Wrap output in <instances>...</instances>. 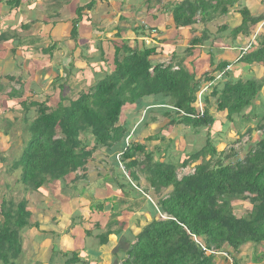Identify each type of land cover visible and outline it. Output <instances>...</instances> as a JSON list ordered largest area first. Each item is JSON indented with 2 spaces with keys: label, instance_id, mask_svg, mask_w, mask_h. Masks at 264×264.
<instances>
[{
  "label": "trees",
  "instance_id": "1",
  "mask_svg": "<svg viewBox=\"0 0 264 264\" xmlns=\"http://www.w3.org/2000/svg\"><path fill=\"white\" fill-rule=\"evenodd\" d=\"M95 2L88 0L76 8V18L71 23L72 38L78 36L77 25L82 11L91 9ZM163 7L166 9L162 11L168 9L169 12L168 27L174 30L186 28L194 31L192 25H202L200 36H193L189 46L212 45L223 37H230L232 43L238 36L254 39L248 41L247 48L241 47L232 60L220 59L215 64V55L209 52L211 69L203 70L199 75L196 70L185 69L181 61L175 64L152 63L150 57L156 53L155 45L147 47L142 42L139 47L137 43L130 46L124 40L122 43L110 41L113 42L110 70L104 69V73L89 88L73 98L62 97L64 82H59L58 90L47 94L46 100H29L30 96H24L22 90L18 92L11 87L8 97L23 98L19 102L10 101L9 106H0L7 111L18 108L22 112L21 139L24 145L10 169L18 170L19 180L26 189L39 190L54 180H74L77 170L91 168L90 162L94 157L101 161L104 160L102 156L113 152L117 160H114L116 165L112 168L117 169L120 163L128 176L120 172L123 178L120 182L113 175L112 182L108 184L110 194H115L117 189L126 192V185L138 187L139 174L144 176L156 196L163 189H170L165 196L157 198L156 212L153 210L155 215L136 233L128 226L131 207L127 211L116 212V202L108 198L110 219L97 221L94 231L84 232L86 236L95 237L102 249L117 238L113 250L115 259L110 264H215L217 255L213 252L220 251L229 254L232 264H240L243 260L240 256L242 245H264V102L260 105L254 103L264 86V32L252 31L254 25L264 21V13L251 14L248 0H180L163 3ZM229 15L237 18V22L233 18L232 26L225 20ZM146 26L143 22L134 27L135 36H143ZM212 26L214 30H211ZM158 27L155 24L148 30L157 31ZM44 51L49 53L50 50L47 48ZM100 52L101 55L104 53ZM238 63L249 66L253 75L242 79L237 70L232 68L231 71L229 67ZM257 69L260 75H257ZM92 70L95 76L100 74L98 67L93 66ZM212 71L221 72L223 81L219 86L210 85L209 92L202 94L199 110L198 93L206 82L216 77L210 74ZM58 76L54 81L60 78L61 72ZM5 80L11 82L16 79L8 75ZM17 80L20 83V79ZM2 88L0 83V93ZM53 96L57 99L54 105H50ZM157 96H162L169 102L167 104L176 109L173 112L175 118H171L172 114L167 109L163 114L169 116L170 125L182 124L195 132L203 127L209 128L215 122L209 110L211 106L231 123L238 116L244 120L252 118L255 126H247L244 135L256 131L260 137L243 158L235 161H227L236 154L235 151L222 156L209 137L199 149L179 159L178 167L167 159L156 161L146 142L156 138L157 133L138 132L136 127L134 131L138 134L135 137L129 135L127 120H122V111L133 108L138 116L142 104L154 101ZM65 99L67 104H63ZM212 99L215 100L212 102ZM249 107L250 111L246 113L245 109ZM30 109L34 110V117L25 116ZM146 114L143 121L140 119L142 128H146L148 119H154L149 115L151 113ZM6 125L10 127L13 123L6 120ZM241 135L238 134V139ZM100 149H104L103 152ZM3 160L1 156L0 161ZM196 161L199 162L191 167L189 173L177 177L178 169ZM92 169L97 178H105L101 170ZM236 200H247L250 209L243 215H235L232 202ZM27 205L25 199L18 202L0 200L1 264H15L21 254L20 232L29 226L31 216ZM97 210L102 212L104 205L99 203ZM259 255L264 258V253ZM77 261L86 264L76 250H71L65 264Z\"/></svg>",
  "mask_w": 264,
  "mask_h": 264
},
{
  "label": "rangeland",
  "instance_id": "2",
  "mask_svg": "<svg viewBox=\"0 0 264 264\" xmlns=\"http://www.w3.org/2000/svg\"><path fill=\"white\" fill-rule=\"evenodd\" d=\"M42 1L45 2V0ZM129 1L135 3L138 2L136 0H128V2ZM142 1L143 0L139 2ZM152 1L154 0H151V2ZM171 1L176 2L177 0H168V2ZM252 3L253 0H249V5L251 7L250 12L252 11L255 12V10L252 9ZM254 4H256L255 0H254ZM142 7L143 8H141V11L144 10V8H146L145 5H142ZM102 8L104 7H100L99 11H101ZM232 10L233 9H231L229 14H231ZM110 11H112V9H110ZM95 14H96L95 17L99 18L100 15L98 13ZM61 15L65 16L66 14H61ZM101 17L103 18V20L107 21L106 22L108 23L107 26L108 25L110 26V23L111 26L113 24H116V22L115 23L113 22V20L116 19V17L109 13H107L106 15H102ZM233 18H235L233 15H229L225 20H227L229 22V25L232 26L234 25V23H232ZM70 26L71 25L69 24L68 27L65 30H63V33L68 34V36H69V31L71 33ZM103 26L105 27L106 24H103ZM108 29H109L108 36L112 38L114 36V33L111 32L110 28ZM211 30H214V28H212ZM38 31H39L38 28L32 26L29 31L25 30L23 32H25V34L26 32H30L32 34L33 40L34 41L37 40L36 42L38 44L37 46L42 47L43 43L47 42L46 40L47 38L37 34ZM252 31L258 33L264 32V21H261L256 25H254L252 27ZM10 33L12 35H16V37L15 39H12L11 41L7 42V46L5 50L6 52L0 50V56L1 57L3 56V60H1V62H4L3 64H0V66H2L4 69L2 71L3 74L7 73L8 75L13 76V78H15L16 80H12L11 82L10 80H3V82H1L3 84V88H2L3 92L0 93V105H3L4 107L11 105L12 102H19L20 99L23 98L20 97L19 99L17 97L14 98L8 97V93L10 92L11 87L18 90V92L22 90V93L24 92V96H28V97L30 96L29 100L30 99L46 100L48 96L47 94L52 92L54 93L55 90H58L59 82H64L62 97L73 98L76 95H78V93L81 92L82 90H86L87 88H89L90 84H92L97 77H100V75L104 73L103 72L104 69H106V71L110 70L109 66L111 62V52L109 48L108 49L105 47L100 48L101 46H98L97 50H94V52L91 53H86L85 51H83L84 49H82V53L80 52V54L79 52H76L77 51L76 48L74 49L75 52L73 51V54L71 56L60 55L61 51L58 48H56L55 55L54 56L52 55L51 57L52 62L51 64H49V60L45 59L47 58V56H45L46 54L40 53L39 55L37 54L32 55L34 54L32 53V48H30L32 44H28V47L26 46L27 45L26 40L29 41L31 39L26 38V40L24 39L22 40L21 43H19V41H21V38L24 37L25 35L22 34V31L20 32V28L18 26L15 27V29L9 30L8 34ZM19 33L22 34V37H17L18 36L17 34ZM68 36L65 38L66 39L69 38ZM29 37H31V35ZM100 37L103 39L106 38L107 36L106 34L104 35V33H101ZM230 39H231L230 37L222 38V40L225 41V44L228 45L227 49L232 48L233 46V44L230 42L231 41ZM253 39L254 37H251L247 41H245L244 39L242 40L240 36H238V38L235 41L238 42L240 48L241 47L247 48L250 44L248 43V41L250 42ZM79 41H81V38L79 39ZM69 43L70 41L65 40V44H67L66 46H70ZM15 44L24 45L23 47L21 46V48L23 49V54H20L18 51V54L15 52L16 54H14L13 56L14 52L10 48L15 46ZM144 44L149 45L147 44V41ZM129 45L134 46L135 44L131 42L129 43ZM212 45L210 46L205 45L206 50L208 48H211ZM240 48L236 47L234 49L236 52L237 51L239 52ZM222 49L224 48L222 47ZM8 50L11 51L9 52ZM101 50L104 51L106 58L102 61L97 59H92L93 56H97L99 58L100 57L99 54L101 53L100 52ZM30 51L32 53L31 54L32 56H30L29 58L27 57L25 58V53H29ZM222 51L224 50H220V51L218 50L217 53L215 49L213 50V54L219 56L218 55L219 52ZM226 51L230 53L228 50ZM85 54H88L87 56L89 59ZM47 55H49V53H47ZM230 56L231 54L230 55L227 54L226 59H230ZM68 57H69V61H68ZM215 59L217 60V57H215ZM216 60H215V64H217ZM20 63L24 64L23 69L22 68L20 69L18 68V66H16ZM52 65L55 66L56 68L52 69V67H50ZM238 65L239 67H236L237 68L236 70L238 72L239 77H241L242 79H245L248 76L250 77V75L253 73L252 69L248 68L249 66L246 67V65H242L239 63L236 64V66ZM93 66L94 68L95 67L99 68L100 74L98 76H95L93 74L94 73V71L92 70ZM233 70L231 69V71ZM60 72H61L60 78L57 81H54V79L59 77L58 75ZM199 72H200V68H196V73ZM211 73L212 75H215L217 77H215L213 80H210L209 82H206L204 84L205 85L204 89L199 91L198 93L199 110L202 107V103L200 102L201 97L203 96L202 94L209 92L210 85L213 86L217 84V86H219L221 84V81H223L221 80L222 79L221 77H218L221 76V72L213 73L212 71L210 72V74ZM257 73H258L257 75H260L259 69H257ZM17 79H20V83H22L23 85L22 88L20 87L21 84L18 82ZM53 97L54 98L50 99L49 101L50 105L52 104L54 105L57 99V96H53ZM162 100L165 101L164 98ZM263 102H264V86L261 89L260 93L257 95L254 103L256 105H260L263 104ZM63 104H67L66 99L63 100ZM151 105L152 102L150 104V107H148L151 111V114H149V112L148 114L154 119H148V124L146 128H142V123H143L142 122L143 118H142L141 119L142 121L139 120L136 124H134V127L132 128L137 127V129H139L138 132L141 130H146L145 133L148 132L150 133L152 132V134L157 133L156 138H153L150 142H146L148 150L153 152V159L156 161H163L167 159V161L174 163L178 167L179 159L181 160L182 158H184V155L188 154L189 152H192V150L199 149V147L204 143L206 137H209L214 142V146L216 147V150L222 152L221 154L222 156L231 155L232 153H234L233 151H235L236 154L234 156L231 155L227 159V161H235L236 159L243 158L246 152L250 149V147L253 146V143L256 142L260 137V133L256 131H252L249 135H244L246 134L245 132L247 126H251V127L255 126V120H253L252 118L244 120L243 118L238 116L235 117L236 120L233 123H231L226 120L224 114L217 113L215 112L214 109L211 110L210 109L211 106H210L209 110L213 115L215 122L209 128L203 127L195 132L189 126H184L182 124L180 125L175 123L170 125L169 116L162 115V113H164L165 109H167L172 114L171 118H175L173 112H175L176 109L173 108L172 105L165 103H155V105H153L154 107ZM4 107L0 106V111H1L0 157L1 156L4 157V160L0 161V200L4 198L5 200L12 199L14 202H18L22 199H25L28 204L27 205L28 209L31 211V216L28 219L29 226L24 228L20 232L22 239L21 240L22 251L19 257L17 258V260L15 261V264H65L66 258L70 257L71 250H76L86 264H110L111 261L115 259L113 250L116 246L117 238L115 237L114 239H112L102 249L101 247L98 246L95 237H89V239L85 238L82 229H84L85 227L87 229V226L91 223V221H89L88 219L91 218V215L95 212L94 210L97 209L98 203H102L104 205V210L102 211V215L105 216V219L107 220L110 219L111 217L110 216L111 211L109 208L110 205L106 201L107 200L106 196L103 197L104 191L105 194H107L106 190L109 189L108 184L112 182L111 179L113 175L114 176L116 175L115 179L120 182L123 181L120 172L127 177V173L123 172L121 168L123 166L120 167V165H118L117 169L112 168L115 165L112 164L111 162L115 160L116 155H114L113 152H109L104 156H102L104 160L99 161L97 157H94L90 162L92 168L101 170V173L103 175H106L105 178L104 177L96 178V180H94L93 182V185H91L89 191L86 192V194L92 193L93 195L97 191L99 192V195L97 193L95 199L91 200V206L93 205L92 209L94 210L92 211L88 210L89 209L88 205L90 200L77 203L76 207L67 209L65 202L69 200L70 197L73 195L72 191H77L78 189H80L79 185H77L74 189L71 190L69 187L67 188L63 187L61 181L54 180L47 185L45 184V186L39 190H34L33 188L26 189L25 186L19 180L18 170L10 169V165L12 164L13 160L18 157L20 150L24 145V142L21 139L22 128H23L21 118L23 117V114L18 108H14V110L12 111H7V109ZM148 108L146 109L149 110ZM130 109L132 110L133 108ZM123 110L125 111L126 108ZM124 111H122V115H123L122 120H124L123 118L127 117ZM134 111L135 110H132V112ZM249 111H250V107L245 109L246 113ZM135 112L137 113V111ZM155 114L156 116H154ZM34 115H35L34 110L30 109V111L27 112L25 116L34 117ZM6 120H10L13 123V125L8 127L6 125ZM163 126H167V127H163ZM161 127L162 129L160 130ZM238 134H243V135H241V137L238 139L237 137ZM23 138H25V135H23ZM157 146L161 148L166 147V150H168V152L165 153L167 155L166 157H164L162 153L156 151ZM102 150L104 149H100V151ZM102 161L105 162L104 163L105 165L102 164ZM198 162L197 161L193 162L189 166L178 169L177 177L189 173L191 167ZM91 175L93 176V174ZM137 184L139 187L138 190L126 185L124 188V190L126 191L124 193L126 194L122 193L113 197L114 202H116L117 204V207L115 208L114 211L116 212L127 211V208L131 207L132 210L130 214H133L132 215L133 219L130 217V221H128V226H130L131 223L136 224L135 227H133L132 229L134 230L133 231L134 233L138 232L140 230L139 228H141L148 221H150L151 218H153V215H155L153 213V210L156 212L157 209L156 207L157 198L160 196H165L168 193V190L170 189V188L163 189L162 192L156 196L153 194V190L151 189V187L149 186L146 180H144L142 183L140 180L139 183L137 182ZM121 200H124L125 202L122 203ZM232 207L235 215L240 216L245 214L246 211L250 209L251 205L247 200H236L232 202ZM97 212L100 211L97 210ZM84 214L87 217H85ZM93 228H95L94 225ZM92 230L94 231L95 229ZM71 234H73V236H71ZM99 248L100 251L97 252ZM241 251L243 253H241ZM263 253H264V245L262 246L261 245L257 246L252 244L242 245L240 247V254L244 256V258L242 257L243 260L240 264H264V258L262 259L259 255ZM74 264H82V261L81 262L77 261Z\"/></svg>",
  "mask_w": 264,
  "mask_h": 264
},
{
  "label": "crops",
  "instance_id": "3",
  "mask_svg": "<svg viewBox=\"0 0 264 264\" xmlns=\"http://www.w3.org/2000/svg\"><path fill=\"white\" fill-rule=\"evenodd\" d=\"M136 1L138 2L136 3L130 2V1L128 2V0H96V2L94 3L91 9H85L82 11V17L79 19V23L77 25L78 36L77 38H72L70 35V31H69V36H68V34L63 33V30H65L69 24L71 25L72 19L76 18V13H75L76 8L86 4L88 0H45V2H43L42 0H0V50H3V52H6L5 50H6L7 42L11 41L12 39H15L16 37V35H12L11 33L8 34L9 30L15 29V27L18 26L20 28V32L22 31V34L25 35L24 36L25 38H24L22 37L21 33L17 34L18 35L17 37H22L19 43H21L22 40L24 39L26 40V38L31 39L29 41L26 40L27 41L26 46L28 47V44H32L30 48H32V53L34 54H32L31 51L29 53H25V58L26 57L29 58L32 55H36V54L39 55L40 53H43V54H46L45 56H47V58L45 59L49 60V64H51L52 62L51 57L52 55L53 56L55 55L56 48H58L61 51L60 55L62 56L70 55L71 56L73 54L74 49L76 48H77L76 52H79V54L80 52L82 53V49H84L83 51H85L86 53L94 52V50H97L98 46H101L100 48L102 47H105L107 49L109 48L110 50V48H113L112 47L113 42L122 43L123 40L126 41L128 45L131 42L134 43L135 45L137 43L139 47L142 45V42L145 43L147 41V44L149 45L144 44L145 46L147 47H150L153 45L156 46V50H155L156 53L150 57V60L152 63L173 62L175 64L178 61H181V63H183L182 66L187 70L191 71V70H196V68H200V72L198 74H200L203 70L205 71V70L211 69L209 65L210 64V56H209L210 51L213 52V50L216 49V52L218 53V50L219 51L224 50L222 52H219L218 54L219 56L215 55V57H217V61H219L220 59L221 60L226 59L227 54L228 55L231 54L230 59L228 60H232L237 55L238 51L236 52L234 48L236 47L240 48L238 42L235 41L232 43L230 41L233 44V46L232 48L227 49L228 45L225 44V41H223L222 38L215 40L213 42L212 47L208 48L207 50H206V46L207 45L210 46V44H205L206 46L200 45L197 47L189 46V41H188L189 39H191L193 36H200V28L202 25L199 23L192 25L191 28H194V31L193 29H191L192 31H190L189 29H186V28H180L179 30H174L171 27H168V20H169V14H168L169 12L167 11L168 9L165 11H162L163 9H166L165 7L162 8L163 3L168 2V0H161L160 3H159V0H154L152 2L151 0H143L142 1L143 3L139 2L141 0H136ZM162 1L163 3H161ZM178 1L180 0H177L176 2ZM255 2L256 4H254V0H253V3H252V9L255 10V12L252 11L251 14L258 15V14L264 13V0H255ZM248 3H249V0H248ZM142 5H145L146 8H144V10L141 11V8H143ZM100 7H104V8H102L101 11H99ZM110 9H112V11H110ZM95 13H98L100 15L99 18L95 17L96 15ZM107 13L116 17V19L113 20V22L114 23L116 22V24H113L111 26V23H110V26L109 25L107 26L108 24L106 23L107 21L103 20V18L101 17L102 15H106ZM61 14H66V15L63 16ZM155 18L157 19L155 20ZM143 22L147 24V26L145 27L147 29L145 30L144 35L135 36V34L133 33V28L136 27L138 24H142ZM219 22H222V21H219ZM235 22H237V18H235ZM214 23L215 22H212V24ZM103 24H106V26L104 27ZM155 24L156 26L159 25V27L157 28V31L148 30L152 28V27L150 28V26H153ZM32 26L39 29L37 34L47 38L46 39L47 42H44L42 47L37 46L38 45L36 43L37 40L35 41L33 40L32 34L30 32H26V34L25 32H23L25 30L29 31ZM212 27L214 28V26ZM71 28L72 26H70V29ZM108 28H110L111 32L114 33V36L112 38L108 36L109 34ZM101 33H104V35L106 34L107 37L102 39L100 37ZM30 35L31 37H29ZM67 36L69 38L66 39L65 37ZM240 37L243 40L242 36ZM80 38H81V41H79ZM223 38H227V37H223ZM65 40L70 41L69 43L70 46H66L67 44H65ZM244 40L247 41L248 39L244 38ZM110 41H113V42H110ZM21 46L23 47L24 45L15 44V46L10 48L14 52L13 56L16 53L18 54V51L20 54H23V49L21 48ZM222 47L224 49H222ZM47 48H49L50 50L49 55H47V52L44 51V49H47ZM33 49H34V52H33ZM78 49L81 51H79ZM11 50H8V51L10 52ZM188 50H190L189 53H187ZM226 50H228L230 53H228ZM85 55L87 56L88 54H85ZM99 55H100L99 58L97 56H93L92 59H97V60L102 61L106 58L105 53H102V55L101 54ZM112 57L113 55L111 51V59ZM1 60H3V56L2 57L0 56V64H3L4 62H1ZM68 61H69V57H68ZM239 64H242V63H239ZM242 65H245V64H242ZM16 66H18V68L20 69L24 68V64L22 63ZM50 67H52V69L56 68L53 65ZM236 67H239V65L238 66H236V64L231 65L229 68L231 69L233 68L236 70L237 69ZM3 70H4L3 67L0 66V83L6 79V76H8L7 73H4V74L2 73ZM202 89H204V87ZM162 99H163L162 96H157L154 99V101L152 100L145 101L142 104L143 106H142V109H140V114L138 116H136L135 111L132 112L131 109H127L126 111H124V113L127 115L126 117V120L128 123L127 129L130 130V134L132 133L131 135L133 137H135L137 134L134 131L136 127L132 128L134 127V124H136L140 119H142L146 113L148 112L151 113L150 109L148 108L150 107L151 102H152L151 106L155 105V103L167 104V102L163 101ZM213 101L214 100L212 99V102ZM146 108H148L149 110H147ZM210 109L212 110L213 107H211ZM163 114L164 113H162V115ZM154 116H156V114ZM156 151L162 153L164 157L167 156L165 154L168 152V150H166V147H162V148L159 147V149L157 147ZM115 157L114 158L117 160V156ZM111 163L116 165L115 161H112ZM121 168L124 172L123 167ZM88 169L89 170L87 171L77 170L75 173L76 174L75 179L72 181L70 179L61 181V184L63 185V187H66V188L69 187L71 190L74 189L77 185L80 186V189H78L77 191H72L73 195L70 197L69 200L65 202L67 209L76 207L77 203L90 200L89 205H88L89 206L88 210H91V211L94 210L92 209L93 205L91 206V200L95 199V196H97V193L99 195V192L97 191L94 195L92 193L86 194V192L89 191L91 185H93V182L94 180H96L97 177L95 175V171L92 169V166L91 168L89 167ZM91 174H93V176ZM140 180H141V183L145 180L142 174H139V178L137 182L139 183ZM133 187L136 190L139 189V187H136L134 185ZM108 190H106L107 194H105V191H104L103 197L106 196V199H107L106 201L111 206L108 198H113L117 196L118 194H122L123 192L117 189L115 194L114 193L110 194ZM111 202H114V199L111 200ZM97 205H99V203ZM94 211L95 212L91 215V218L88 219L89 221H91V223L87 226V229L86 227L82 229L83 230L82 232L86 230L91 231L93 229V225L97 221L102 222L103 220H105V216L102 215V212H97V209ZM132 215L133 214L129 215L128 221H130V217L132 218ZM84 216L87 217L85 214ZM130 227L133 229L135 225L131 223ZM83 235H85V238L87 239H89V237H92L89 235L86 236L85 232L83 233ZM241 253L243 252L241 251ZM240 256L242 255L240 254ZM219 257H222V256L221 255L216 256L215 264H229V261L226 260L224 257L222 258H219Z\"/></svg>",
  "mask_w": 264,
  "mask_h": 264
},
{
  "label": "built area",
  "instance_id": "4",
  "mask_svg": "<svg viewBox=\"0 0 264 264\" xmlns=\"http://www.w3.org/2000/svg\"><path fill=\"white\" fill-rule=\"evenodd\" d=\"M217 77V76H216ZM218 77H220V76H218ZM193 238H194V240L196 241V242H198V240L193 236ZM210 252V251H209ZM213 253H215L217 256L218 255H221V256H223L226 260H228L229 261V264H232V258L229 256V254H227L226 252H223V251H220V252H213Z\"/></svg>",
  "mask_w": 264,
  "mask_h": 264
}]
</instances>
